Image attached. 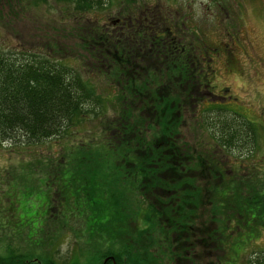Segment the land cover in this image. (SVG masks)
<instances>
[{
  "label": "trees",
  "instance_id": "trees-1",
  "mask_svg": "<svg viewBox=\"0 0 264 264\" xmlns=\"http://www.w3.org/2000/svg\"><path fill=\"white\" fill-rule=\"evenodd\" d=\"M13 1V11L30 2L0 3L12 12ZM53 1L73 12L71 18L79 27L72 34L79 40L78 54L56 57L60 51L50 44L39 48L44 49L41 52L0 47V142L30 145L57 138L71 143L85 120L97 123L92 143L78 138L58 153L57 163L48 159L46 167L38 169L41 178L37 186L53 188V182L66 174L64 185L71 187L64 199L57 190L58 194L52 191L44 221L51 218L55 227L68 216L78 218V226L87 236H99L113 244L119 240L118 246L96 254V260L102 254L112 256L115 264L148 261L122 241H133L145 229L162 247L158 253L164 257L159 260L169 264L172 254L183 255L199 231L193 225L202 212L203 198L212 214H218L210 221L228 222L225 229L229 232L236 229L227 217L235 214L241 219L236 221L239 224L244 225L242 217L247 215L264 223V163L241 183L242 190L234 173L229 180L223 177L229 152L239 148L250 151L255 125L236 120L222 102L205 105L204 94L210 90L205 81L211 69L209 60H200L196 48L178 34L180 29L146 10L137 17L120 9L117 19H109L107 25L80 18L110 0ZM72 58L78 63L76 68L64 62ZM96 81L104 84L99 86ZM110 86L109 93L106 88ZM187 113L195 115L197 127L204 131L200 143H187L179 134ZM84 168L88 172L79 171ZM256 179L263 182L255 185ZM16 181L13 177L8 183ZM12 192L3 193V197ZM19 201L9 202L18 205ZM19 209L21 214L26 212ZM6 210L11 213L9 207ZM138 216L145 226L134 224L129 230L128 222L136 223ZM219 224L212 229L216 234H211L219 233ZM228 224L233 225L232 230ZM213 235L209 239L221 246L224 242ZM250 262L264 264V255ZM0 264L34 262L26 254L11 252L0 256Z\"/></svg>",
  "mask_w": 264,
  "mask_h": 264
},
{
  "label": "rangeland",
  "instance_id": "rangeland-1",
  "mask_svg": "<svg viewBox=\"0 0 264 264\" xmlns=\"http://www.w3.org/2000/svg\"><path fill=\"white\" fill-rule=\"evenodd\" d=\"M28 1L30 2L23 9L15 11H13L15 1L11 2L13 13L8 12V8L2 7L0 3L3 8H0V47L41 52L44 49L39 48L50 44L52 48H58L57 50L60 51L56 50V57L78 54L79 40L76 37L72 38V34L77 33L79 27L75 26V21L71 18L73 12L53 0ZM103 4L96 12L83 14L80 18L93 19L98 21V24L107 25L109 19H117V11L123 8L126 13L129 12L137 17L143 14L141 12L144 10L150 11L160 19L164 17L168 24L171 23L179 28L180 32L177 30L175 33L179 32L182 40L192 44L201 57L206 58V55L210 57V84L212 87L215 86L212 92L215 90L217 92L220 87H226L221 93L224 96L229 95L230 98L222 100L221 105L228 112H233L236 120L245 119L256 128L250 151L246 153V148H239L229 152L226 162L229 166L227 165L228 168L226 167L223 172V177L227 180H229L228 176L234 173L235 183L238 189L242 190L241 183L249 180L252 170H258L260 164L264 163V0H110L107 1V5ZM64 62L74 68L78 65L74 59H65ZM96 82L99 86L104 84L103 81ZM106 90L110 93L112 86ZM200 106L203 110L206 107ZM109 111L107 110L106 114H109ZM206 112L210 113L209 110ZM191 115L187 113L184 116L179 134L188 141L187 143L191 141L200 143L205 134L200 127H197L195 115ZM84 122L86 124L74 134L73 142L79 138L81 141L83 139L84 142L92 143L91 137L97 123L86 120ZM73 142L59 141L57 138L30 145L22 143L8 145L7 142H0V256L5 257L11 252L14 254L20 252L26 254L28 258L45 262L49 260L54 264H93L96 261V254L118 246L119 240L116 239V243L111 242V244L109 241L100 240L102 238L99 236H87L78 226V218L68 216L65 223L59 222L55 227L50 223L51 218L45 221L43 219L46 206L52 204L50 199L52 191L55 190L56 194L59 192L64 199V197L68 198L67 192L71 187L64 185V179L68 178L66 174L62 180L53 182V188L37 186V180L41 178L37 175V171L46 167L48 159L51 164L54 160L57 163L58 153H62ZM51 154L57 157L54 158ZM235 167L236 171L232 172ZM79 171L86 173L88 168ZM18 176L22 177L21 181ZM13 177H17L16 184L9 185L8 182H11ZM256 180L255 185L258 186L263 182L261 179ZM7 191L13 192L9 193L10 197H3V193ZM23 194H26L24 201H22ZM208 194L205 191L204 197ZM16 198L21 200L18 205L9 202ZM203 199L202 212L196 214L197 223L193 225L199 231L192 239L194 244L191 248H187L194 255L190 262L218 264L219 260V264H251V260L264 255V223H258L260 218L256 217V219L254 215L243 216L242 221L245 222L244 225L240 223V226L236 223L241 220L238 215L227 217L235 223L236 229L229 232L225 229L228 222L223 224L218 221L220 224H216L210 221V218L217 217L218 214H212L213 210L205 206L206 199ZM6 207L12 210L11 213ZM18 207L25 209L26 212L21 214ZM138 217L135 219L136 223L128 222L129 230L134 224L138 226L141 223V216ZM203 220L205 224H200ZM218 224V229L221 230L215 236L213 234H216V231L212 229ZM227 228L232 230L233 225L228 224ZM140 234L138 238L133 237V241L132 238L128 241L125 238L122 241L131 244L132 251L140 253V257L145 256L149 261L145 264L150 262L168 264L163 262L164 259L159 260L164 256L158 253L162 247L158 245L156 236L146 233V229ZM209 235L224 243L221 246L214 245ZM212 244L218 247V250L213 249ZM220 248H227L228 250L225 251L231 254L226 253L222 259L216 260V257L221 255L219 251H224ZM181 262L180 264H184L187 260ZM169 264L174 263L170 261Z\"/></svg>",
  "mask_w": 264,
  "mask_h": 264
},
{
  "label": "flooded vegetation",
  "instance_id": "flooded-vegetation-1",
  "mask_svg": "<svg viewBox=\"0 0 264 264\" xmlns=\"http://www.w3.org/2000/svg\"><path fill=\"white\" fill-rule=\"evenodd\" d=\"M206 59L207 60H210V57L209 58L208 57L207 58H204L203 56L200 57V60L201 61L206 60ZM205 75L207 76V79H205V81H206V84L208 85V87H209L210 90L207 93L204 94L205 95L204 103L211 102L213 104H215V103L217 104V103H221L222 100L224 101V100L230 98L229 95H225V96L222 95V93L224 92V90H225L226 87H224V88L223 87H220L219 89H217V92H215L216 90L214 92H212V89H214L215 86L212 87V85L210 84L211 83V74L208 75L206 73ZM235 169H236V167H235ZM206 178H208V176ZM212 247H213V249L218 250V247H214V246H212ZM175 249H176L175 247H170L169 250L174 251ZM222 249H224V251H222V252L219 251V253L221 255H218L220 257L217 256L216 257L217 258L216 260H218V258L219 259H222V257L224 256V254L230 253L229 251H225V250H228L227 248H220V250H222ZM206 254L209 255L208 252H206ZM206 254L204 255V257L207 256ZM193 256L194 255L192 253L188 252V250L186 249V251H184V254L183 255L179 256V254L177 255L175 253V254H172L169 258H170V261H172V263H174V264H180L181 260L182 261L187 260V263H184V264H194V263L190 262L191 261V258H193ZM113 260L114 259H113L112 256H110V255L106 256L105 254H102V257L99 258L98 260L94 261L93 264H115ZM33 262H34V264H54V263H48V262L44 263V262L38 261L37 259H33ZM120 264H124V263H120ZM218 264H219V260H218Z\"/></svg>",
  "mask_w": 264,
  "mask_h": 264
}]
</instances>
